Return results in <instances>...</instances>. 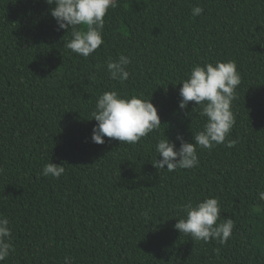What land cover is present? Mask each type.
Returning <instances> with one entry per match:
<instances>
[{
  "label": "trees",
  "instance_id": "16d2710c",
  "mask_svg": "<svg viewBox=\"0 0 264 264\" xmlns=\"http://www.w3.org/2000/svg\"><path fill=\"white\" fill-rule=\"evenodd\" d=\"M52 7L0 0V216L15 248L2 264H264V0H118L88 58L64 48L71 30H57ZM121 54L132 61L123 83L106 68ZM216 61L240 74L235 125L223 144L197 148V167L157 169L158 140L194 143L206 122L195 102L179 109V83ZM107 91L151 99L160 129L93 143ZM50 162L65 168L59 179L42 175ZM206 198L234 221L227 244L174 228L182 205Z\"/></svg>",
  "mask_w": 264,
  "mask_h": 264
},
{
  "label": "clouds",
  "instance_id": "9594fccd",
  "mask_svg": "<svg viewBox=\"0 0 264 264\" xmlns=\"http://www.w3.org/2000/svg\"><path fill=\"white\" fill-rule=\"evenodd\" d=\"M57 24V30H71V39L64 42V48L72 53L88 58L103 44L105 16L110 9L118 7V0H46ZM204 9L192 8L193 16H200ZM67 32V33H68ZM131 58L121 54L118 59L106 63L109 78L123 83L130 72ZM240 74L233 61L206 63L192 67L187 78L182 79L179 88V109L186 110L189 102H195L193 112L205 119L202 130L194 133V143L177 136L180 146L166 138L158 140L155 151L158 158L153 165L157 169L173 172L178 168L190 169L199 165L197 148L212 149L223 144L235 125L231 109L235 100V89L239 86ZM92 119L98 123L92 130L91 140L104 144L105 137L121 144H135L143 137L159 130L162 123L157 107L150 100L135 95L122 97L116 91H107L98 96L92 111ZM91 120V119H90ZM231 146V144H229ZM65 172L63 165L52 162L44 165L42 175L59 179ZM259 200L264 201V191L259 192ZM184 218H179L174 228L193 241L215 240L227 244L235 227L231 218L221 219L218 198H206L195 204L189 202L181 207ZM218 220L220 221L218 223ZM9 220L0 216V264L14 251L13 233ZM64 264H72L65 257Z\"/></svg>",
  "mask_w": 264,
  "mask_h": 264
}]
</instances>
